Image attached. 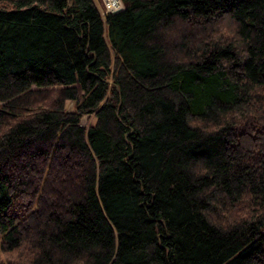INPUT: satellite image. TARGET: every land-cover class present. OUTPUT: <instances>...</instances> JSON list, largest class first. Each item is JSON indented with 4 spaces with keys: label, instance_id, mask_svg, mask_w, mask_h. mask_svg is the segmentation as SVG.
Listing matches in <instances>:
<instances>
[{
    "label": "trees",
    "instance_id": "trees-1",
    "mask_svg": "<svg viewBox=\"0 0 264 264\" xmlns=\"http://www.w3.org/2000/svg\"><path fill=\"white\" fill-rule=\"evenodd\" d=\"M119 1L0 0V264H264V0Z\"/></svg>",
    "mask_w": 264,
    "mask_h": 264
},
{
    "label": "built area",
    "instance_id": "built-area-1",
    "mask_svg": "<svg viewBox=\"0 0 264 264\" xmlns=\"http://www.w3.org/2000/svg\"><path fill=\"white\" fill-rule=\"evenodd\" d=\"M119 0H115L114 2L112 0H102L103 7L100 10V14L103 15L104 13H115L118 12L121 9V5L118 2Z\"/></svg>",
    "mask_w": 264,
    "mask_h": 264
},
{
    "label": "rangeland",
    "instance_id": "rangeland-1",
    "mask_svg": "<svg viewBox=\"0 0 264 264\" xmlns=\"http://www.w3.org/2000/svg\"><path fill=\"white\" fill-rule=\"evenodd\" d=\"M119 2V4L121 5V3H120V1H118ZM94 3H95V5L98 7V9L100 10L101 9V7H103V3H102V0H94ZM165 40L167 39V38H164ZM66 107L67 108H70L71 107V103L70 102H66ZM93 121V119H92V115H82L81 117H80V124L82 125V126H87L89 123H91Z\"/></svg>",
    "mask_w": 264,
    "mask_h": 264
},
{
    "label": "bare ground",
    "instance_id": "bare-ground-1",
    "mask_svg": "<svg viewBox=\"0 0 264 264\" xmlns=\"http://www.w3.org/2000/svg\"><path fill=\"white\" fill-rule=\"evenodd\" d=\"M113 2L115 1V0H112Z\"/></svg>",
    "mask_w": 264,
    "mask_h": 264
}]
</instances>
